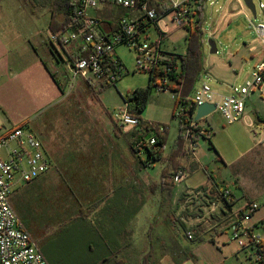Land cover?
<instances>
[{"label": "rangeland", "instance_id": "374dc122", "mask_svg": "<svg viewBox=\"0 0 264 264\" xmlns=\"http://www.w3.org/2000/svg\"><path fill=\"white\" fill-rule=\"evenodd\" d=\"M34 3L30 0H0V61L3 64L0 67V90L15 91L13 99L27 109L24 115L28 117L27 123L32 133L39 134L41 128L50 125L48 130L53 137L77 135L80 131L101 136L107 135L105 131H112L114 121L115 135L120 136L122 145H127V137L134 130L124 132L120 129L115 121L116 115L124 108L123 98L126 95L146 88L150 82V74L138 70L137 53L125 44L117 46L116 55L125 73L115 86L102 91L95 88V94L82 79L73 77L64 49L52 44L49 0H35ZM253 3L257 18L242 0L207 1L203 42L205 73H208L203 74L196 84L192 98L203 83L228 95L229 85L242 86L252 79L253 68L261 58L262 47L250 21L254 25L264 23V9L259 7L264 0H253ZM119 12L118 15L124 13L121 10ZM123 16L131 18V14L124 13ZM150 33L151 40L157 37L155 28H151ZM183 35V32L176 34L173 37L175 43L169 42L166 48L178 53L185 52L187 45L186 40L182 39ZM209 39L215 40L217 54H211L207 43ZM36 57H41L51 72H48L49 85L47 87L45 84L42 99L37 98L38 95L31 90L32 73L29 68ZM173 96L171 90L153 89L149 104L141 116L145 122L159 129L166 128L165 157L170 155L179 136V119L174 117L179 109H176ZM246 114L252 126L246 120L229 125L218 112L200 120L199 126L211 131V142L200 137L195 155L189 153V157L180 159L181 164L187 167L189 176L175 184L172 190L173 205H164V215L159 219L166 220L168 227L178 232L180 241L174 237H164L166 239L162 246L168 253L179 251V260L185 256L193 259L196 255V249L191 247L193 243L187 241L189 232L195 238L200 230L202 234L209 232L208 236L227 230L217 239L218 246L220 241L228 239L229 242V246L220 244L229 257L225 264H256L251 250H242L232 239L231 231L228 230L229 215H222V211L227 212L226 207L211 192L212 183L222 190H231L235 196L233 209L236 211L244 205L245 200L264 198V97L262 99L260 93L248 98ZM3 118L6 116L2 108L0 134L11 127H3ZM98 119L104 131L99 126L96 132L89 127L90 120ZM188 147L186 143L187 150ZM130 151L132 177L139 181L135 169L140 167L141 162L139 156ZM140 159L145 160V155L141 154ZM166 166L165 162L157 161L147 169L152 182L161 183ZM63 172L67 175L49 172L32 184H19L11 196L12 206L25 229L47 253L51 263L92 264L96 260L88 249L92 241L89 220L82 222L77 218L80 216L82 190L87 185L84 176L77 175L73 169L66 167ZM151 185H148L147 193L153 198L150 195L153 193ZM85 200H90V191L86 193ZM161 229L158 231L161 232ZM256 233L264 239V227L257 229ZM182 241L189 242V250L181 249ZM186 264L194 263L191 261Z\"/></svg>", "mask_w": 264, "mask_h": 264}, {"label": "built area", "instance_id": "2783aa9c", "mask_svg": "<svg viewBox=\"0 0 264 264\" xmlns=\"http://www.w3.org/2000/svg\"><path fill=\"white\" fill-rule=\"evenodd\" d=\"M208 0L203 1L204 21L205 6ZM75 6V14L70 24L64 28L61 36L50 30L52 44L62 49L78 47L85 56L75 60L71 65L74 78L82 79L86 85L104 89L114 86L125 73V68L116 55V47L122 44L135 50L137 53L138 70L149 72L152 69H176L172 64L173 53L176 50L166 48L169 42L175 43L173 37L183 32V40L200 21L202 14V0H70ZM118 7L128 11L131 18L123 17L118 21L117 29L108 32L104 29L102 19L91 12H99L107 7ZM256 7V6H255ZM264 9V3H260ZM257 13V11H256ZM257 18V16H256ZM250 26L260 39L262 50L261 58L253 68L252 79L242 86L232 85L230 93L224 95L214 90L208 83H203L193 97L195 109L208 103L216 107L227 124L232 125L241 120L251 119L246 115L248 98L254 93H261L264 86V23ZM155 28L157 37L150 38V30ZM204 31V30H203ZM216 31V30H215ZM254 50V49H252ZM169 65H165V63ZM157 90L166 91L163 85L171 84L167 79H160ZM174 100L176 93H174ZM179 112L176 118L184 115V106L178 105ZM116 123L124 132L138 128L140 120L135 117L125 103L124 108L116 115ZM193 121L185 132L188 149L194 156L199 138H211V131L200 127ZM166 128H160L164 134ZM158 134L147 141H140L136 147L149 146L155 148ZM204 138V139H205ZM139 151L138 154H142ZM50 169V161L46 156L42 142L26 127H16L4 134H0V264H48L37 242L25 229L20 217L14 210L11 196L15 188L23 183L30 184L44 175ZM188 171L179 170L173 176L175 184L183 182ZM221 196L234 202L232 191L228 188L221 190ZM264 209L262 200L247 201L243 208L237 211H228V230L232 239L242 250H251L256 264H264V239L256 233L260 225L253 222L255 215ZM187 238L193 239L188 233ZM252 259V257L250 258ZM252 264H254L252 262Z\"/></svg>", "mask_w": 264, "mask_h": 264}, {"label": "crops", "instance_id": "0c3cea01", "mask_svg": "<svg viewBox=\"0 0 264 264\" xmlns=\"http://www.w3.org/2000/svg\"><path fill=\"white\" fill-rule=\"evenodd\" d=\"M120 10L130 14L124 9L113 6L99 12H91V14L99 16L104 29L111 32L117 29L118 21L125 17L124 13L118 15ZM72 50L73 47L64 49L70 71L69 55ZM2 66L0 61V67ZM29 71L32 73L31 90L35 95H38L37 98L42 99L45 95V84L47 87L49 85L50 69L41 57H36L32 60ZM230 86L232 85H229L228 88ZM14 94L13 89L0 90V109H4L6 116L2 119L1 124L3 127L11 126L1 134L16 127L29 129L28 117L24 115L27 109L14 101ZM260 95L263 99L264 92H261ZM247 116L249 117V115ZM112 125V131H105L107 135L101 136L80 131L77 135L64 134L63 137H53L48 130L50 125L41 128L39 134L34 133L42 142L46 156L50 161V169L41 177L46 176L49 172L67 175L63 172L66 167L73 169L77 175L84 176L83 179L87 187L82 190L80 216L77 218L82 222L89 220L92 241L88 245V249L96 260L92 264L103 259L106 261L101 264H117L116 262L121 258L128 260L129 264H141L143 255L150 250L152 251L151 264H186L191 261L194 264H225L229 257L221 249L220 244L229 246V242L228 239L220 241L218 246L217 239L223 236L227 230L212 236H208L209 232L203 233L193 241L187 238V241L193 243L191 247L196 249L193 259L185 256L184 259L179 260V251L168 253L163 250L162 245L167 237H174L179 241L180 239L178 232L174 228L168 227L166 220L165 222L159 221L164 215L161 196L151 193L154 200L148 196L147 187L152 183V180L146 171L154 163L146 167L141 164L139 168L135 169L138 172L139 181L134 176L132 177L130 147L128 144H121L122 139L114 133V121H112ZM98 126L101 131H104L100 125V119L90 120L89 127L95 132ZM148 179L149 182H147ZM88 191H90L89 201L85 200ZM246 202L245 200L244 205ZM88 208L90 215L86 218ZM253 222L260 225V228L264 227V209L255 215ZM161 227L160 232L158 229ZM188 243L182 241L181 245L184 248L182 246L181 249H188ZM39 248L47 263L53 264L47 253L40 246ZM236 256L238 257V254ZM203 260L205 262H202Z\"/></svg>", "mask_w": 264, "mask_h": 264}, {"label": "trees", "instance_id": "16d2710c", "mask_svg": "<svg viewBox=\"0 0 264 264\" xmlns=\"http://www.w3.org/2000/svg\"><path fill=\"white\" fill-rule=\"evenodd\" d=\"M29 2V0H25ZM203 1L202 0V14L200 17L199 24L192 30L189 31L188 36L186 37V45L187 49L185 54L182 53H173L172 64L165 63V65H169L170 69L172 66L177 67L176 69H172L168 71V68L162 69H152L148 73L150 74V82L146 88L137 89L131 92L129 95H126L124 99V103L128 104L129 111L140 120V124L138 128L134 130L127 137V142L129 144L130 149L139 156V160L141 164L146 167L154 162L161 161L167 164L166 168L163 171L161 183L158 184L156 182H152L151 190L154 194H158L162 198V208L169 207L173 205L172 199V190L175 187V183L173 182V176L179 171L184 170L187 171V167L181 164L180 159L186 156L189 157L190 151L186 149V138L185 132L190 127V124L194 121L193 112L195 109V102L193 100L192 93L195 89L196 84L202 78V75L205 74V66H204V42L203 35L204 31L201 28V25L204 21L203 14ZM32 4H35V0H30ZM49 10H50V30L56 34L57 36H61L64 28H66L74 14H75V6L71 4L70 0H49ZM118 24V23H117ZM85 56L80 49L76 46L73 47L71 54L69 55V61L71 65H74V62L77 58ZM167 79L171 84L163 85L166 90H171L173 93H176L175 105L176 109L178 105L184 106V115L179 119V136L176 139L172 151L168 157L164 156V148L167 141V131L165 130L164 134L159 133V128L157 126L145 122L141 116L149 104V100L151 97V93L153 89L157 90L159 85V80ZM115 86V85H114ZM91 90L96 94L97 90L94 87L88 86ZM111 87V86H110ZM108 87H105L106 89ZM102 91V89L100 90ZM176 111V110H175ZM174 117H176L174 113ZM197 128L195 130L199 131V121L196 122ZM165 128V127H164ZM121 129V128H120ZM153 133L158 134V138L156 140L155 148L144 146L143 148H138L136 145L140 141H147L152 136ZM150 135V136H149ZM205 138V136H203ZM207 139V138H205ZM210 140L211 139H207ZM142 154L145 155V160H141V154L138 152L142 151ZM211 192L216 194L217 197L221 199L224 203L227 212L222 211V215L225 217L228 216V211L232 209L235 205V202H229L228 199L222 197L221 188L212 183ZM233 198H235L234 194H231ZM164 203V204H163ZM88 215H90V209L87 210ZM201 230L195 234V238L191 241L196 240L201 236ZM194 237V236H193ZM200 241H203L200 239ZM152 256V251H148L143 255L141 264H151L150 259ZM105 262L106 259H103L95 264H101ZM117 264H129L126 259H119Z\"/></svg>", "mask_w": 264, "mask_h": 264}, {"label": "water", "instance_id": "95a60500", "mask_svg": "<svg viewBox=\"0 0 264 264\" xmlns=\"http://www.w3.org/2000/svg\"><path fill=\"white\" fill-rule=\"evenodd\" d=\"M242 2L246 6V8L249 10V12L254 16V18H256L257 13H256V7L253 3V0H242ZM207 43H208V46L210 47L211 54H217L218 49H217V45H216L215 40L209 39ZM214 112H216L215 105L204 103V104L198 106L196 114L194 116V121L198 122V121L210 116Z\"/></svg>", "mask_w": 264, "mask_h": 264}]
</instances>
